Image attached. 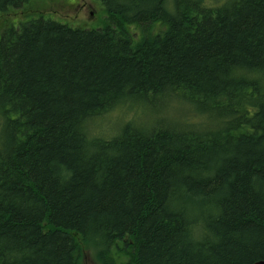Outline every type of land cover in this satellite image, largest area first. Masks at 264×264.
<instances>
[{
    "label": "trees",
    "instance_id": "obj_1",
    "mask_svg": "<svg viewBox=\"0 0 264 264\" xmlns=\"http://www.w3.org/2000/svg\"><path fill=\"white\" fill-rule=\"evenodd\" d=\"M96 1L0 31V264L264 259V0Z\"/></svg>",
    "mask_w": 264,
    "mask_h": 264
},
{
    "label": "rangeland",
    "instance_id": "obj_2",
    "mask_svg": "<svg viewBox=\"0 0 264 264\" xmlns=\"http://www.w3.org/2000/svg\"><path fill=\"white\" fill-rule=\"evenodd\" d=\"M39 15L81 28H101L107 19L103 5L96 0H27L19 7L0 13V31ZM118 113L114 110L104 114L105 118L93 119L87 127L89 133L103 138L115 135L121 123ZM186 113L192 114L190 109ZM88 264L96 263L89 259Z\"/></svg>",
    "mask_w": 264,
    "mask_h": 264
},
{
    "label": "water",
    "instance_id": "obj_3",
    "mask_svg": "<svg viewBox=\"0 0 264 264\" xmlns=\"http://www.w3.org/2000/svg\"><path fill=\"white\" fill-rule=\"evenodd\" d=\"M253 264H264V259L257 260Z\"/></svg>",
    "mask_w": 264,
    "mask_h": 264
}]
</instances>
